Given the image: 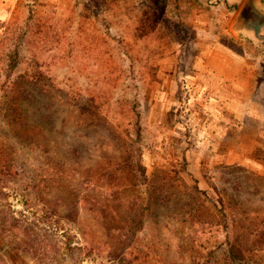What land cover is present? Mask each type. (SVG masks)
<instances>
[{
	"label": "rangeland",
	"instance_id": "rangeland-1",
	"mask_svg": "<svg viewBox=\"0 0 264 264\" xmlns=\"http://www.w3.org/2000/svg\"><path fill=\"white\" fill-rule=\"evenodd\" d=\"M246 1L0 0V264H264Z\"/></svg>",
	"mask_w": 264,
	"mask_h": 264
},
{
	"label": "water",
	"instance_id": "water-1",
	"mask_svg": "<svg viewBox=\"0 0 264 264\" xmlns=\"http://www.w3.org/2000/svg\"><path fill=\"white\" fill-rule=\"evenodd\" d=\"M237 22L241 26L253 27L256 32H260L264 27V14L255 7V0H247L238 14Z\"/></svg>",
	"mask_w": 264,
	"mask_h": 264
},
{
	"label": "crops",
	"instance_id": "crops-1",
	"mask_svg": "<svg viewBox=\"0 0 264 264\" xmlns=\"http://www.w3.org/2000/svg\"><path fill=\"white\" fill-rule=\"evenodd\" d=\"M229 1H232V0H229ZM261 1L260 0H255V7H256L257 10H262V9L264 10L263 6H262V8L259 7V4L261 3Z\"/></svg>",
	"mask_w": 264,
	"mask_h": 264
}]
</instances>
